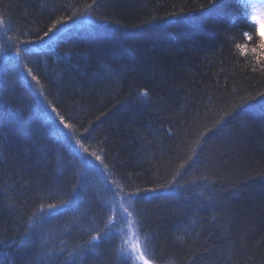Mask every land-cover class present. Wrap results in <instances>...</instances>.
Here are the masks:
<instances>
[{"label":"trees","instance_id":"16d2710c","mask_svg":"<svg viewBox=\"0 0 264 264\" xmlns=\"http://www.w3.org/2000/svg\"><path fill=\"white\" fill-rule=\"evenodd\" d=\"M243 1L232 0L221 15L201 22L195 17L209 0H99L94 13L112 22L107 31L59 42L54 52L37 48L29 58L34 72L50 74L49 102L82 125L76 134L88 136L90 150L107 154L105 163L117 166L109 179L131 185L125 191H167L156 186L198 153L183 173L194 189L137 205L153 231L155 264H264V111L250 108L264 93V35L245 15ZM87 2L0 0V13L11 22L9 35L29 40ZM65 56L78 72L65 71ZM6 78H15L11 68ZM17 95L14 87L4 92L6 114L0 117V239L24 230L38 195L75 183L58 160L62 146ZM92 215L81 228L89 227ZM72 218L69 212L44 226L48 247L88 240L69 223ZM104 248L86 250L80 264H105ZM7 251L15 253L7 258L11 264H35L30 243ZM123 259L112 257L111 264Z\"/></svg>","mask_w":264,"mask_h":264},{"label":"snow or ice","instance_id":"6c2138e0","mask_svg":"<svg viewBox=\"0 0 264 264\" xmlns=\"http://www.w3.org/2000/svg\"><path fill=\"white\" fill-rule=\"evenodd\" d=\"M231 2L232 0H209V5H200L202 11L195 19L202 22L203 19H209L213 15L219 16ZM99 6V0L83 3L72 12L71 16L56 17L43 35L36 33L29 40H22L20 35H9L14 31L11 22L5 14L0 13V117L6 114L7 104L4 100V92L14 87L18 93V102L40 119L49 137H55L57 143L62 146L64 155L59 156L58 160L62 163L63 170L68 173L69 180L75 181V183L65 184L55 192L38 195L37 199L40 202L32 209L24 230L13 238L0 239V264H11L7 258L15 253H9L7 249L17 243L21 246L27 243L32 244L33 252L36 253L35 264H45V262L57 264L61 260L62 264H80V258H86L88 255L86 250L95 253L96 249L102 245L105 246L104 252L109 257L105 264H111L112 257L125 258L121 260V264H153L154 254L150 249L153 231L147 227L144 212L137 205L141 200L153 195L175 197L195 187L192 182L184 180L183 174L199 159L198 153L194 150L192 156L179 164L170 180L156 186L167 191L142 190L138 187L133 191H125V188L131 185L109 179L116 176L117 166L105 163L107 154L101 155L97 154L96 150H90L84 143L88 136L81 137L76 134V129L82 125L74 122L71 117L66 118L61 114V110L47 99L45 81L51 83L50 74L34 72L33 67L30 66L33 61L29 58L37 48L41 51L54 52L59 42H66L76 36L85 35L89 31L96 33L107 31L112 22L107 17L95 15L94 9ZM73 7L77 6L73 5ZM253 11L256 12L258 9L253 6ZM259 11L264 12V5L260 6ZM253 19H256V16H253ZM34 41L39 43L36 44ZM237 47L242 46L237 45ZM261 51L264 52V48H261ZM63 60L67 61L66 72L79 71L72 67L70 57L65 56ZM9 68L13 70L14 79L6 78V70ZM260 70L264 72V64L261 65ZM104 71L107 73L111 69L105 65ZM144 94L146 95L147 92L145 91ZM257 96L261 97L258 105H250V108L255 110L258 106L261 111H264V93H257ZM220 123L217 121V125ZM84 131L91 135L89 129ZM205 132H211V129H205ZM65 156L68 159H65ZM120 178L128 179L124 174H120ZM179 181L184 183L181 184ZM54 198L57 202L47 204L43 202ZM82 205H86V209ZM204 207L206 209L207 202ZM69 212L73 215L69 223L80 236H88V240L80 245L62 240L58 246L48 247L49 241L45 238L44 226L54 217ZM88 213L93 214L86 220L89 227L81 228L80 224L88 217ZM65 235L73 237V232L68 231ZM38 245L41 250L36 252ZM27 264H33V261L29 260Z\"/></svg>","mask_w":264,"mask_h":264},{"label":"rangeland","instance_id":"374dc122","mask_svg":"<svg viewBox=\"0 0 264 264\" xmlns=\"http://www.w3.org/2000/svg\"><path fill=\"white\" fill-rule=\"evenodd\" d=\"M264 5V0H255L254 1V6L256 9H258V11H256V20L258 21V23L260 24L261 18L264 17V12L259 11L260 6ZM260 32L264 35V29H260ZM155 264V263H153Z\"/></svg>","mask_w":264,"mask_h":264},{"label":"bare ground","instance_id":"6f19581e","mask_svg":"<svg viewBox=\"0 0 264 264\" xmlns=\"http://www.w3.org/2000/svg\"><path fill=\"white\" fill-rule=\"evenodd\" d=\"M242 6H243V9L245 11V15L248 17L249 20H252L253 16H254V11H252L249 8V3L246 1H243Z\"/></svg>","mask_w":264,"mask_h":264},{"label":"clouds","instance_id":"9594fccd","mask_svg":"<svg viewBox=\"0 0 264 264\" xmlns=\"http://www.w3.org/2000/svg\"><path fill=\"white\" fill-rule=\"evenodd\" d=\"M260 29H264V19L260 21V27L258 28V31ZM260 46L261 48H264V38L261 39ZM262 54H264V52H262Z\"/></svg>","mask_w":264,"mask_h":264}]
</instances>
